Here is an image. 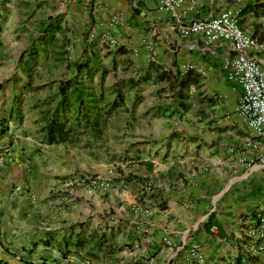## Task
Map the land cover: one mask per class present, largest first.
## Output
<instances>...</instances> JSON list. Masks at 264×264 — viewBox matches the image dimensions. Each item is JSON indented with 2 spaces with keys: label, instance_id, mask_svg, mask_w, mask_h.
<instances>
[{
  "label": "crops",
  "instance_id": "1",
  "mask_svg": "<svg viewBox=\"0 0 264 264\" xmlns=\"http://www.w3.org/2000/svg\"><path fill=\"white\" fill-rule=\"evenodd\" d=\"M158 1L0 0V85L4 69L29 67L18 58L50 23L57 40L81 39L75 46L86 54L97 53L102 38L115 39L141 78L154 69L178 83L192 67L186 110L167 83L143 82L153 90L144 99L150 108L140 112L139 139L129 143L131 156L106 193L58 195L51 179L21 167L19 154L7 157L8 144L31 140L18 138L20 125L3 122L0 88V264H264L259 239L249 234L264 217V165L250 164L264 144L237 114L242 90L228 79L232 55L223 45L206 47L200 35L181 34L195 19L233 9L240 28L261 41L264 0H187L177 18L159 11ZM85 32L93 39L87 48ZM257 57L264 69V52ZM23 182L36 201L12 191Z\"/></svg>",
  "mask_w": 264,
  "mask_h": 264
},
{
  "label": "rangeland",
  "instance_id": "2",
  "mask_svg": "<svg viewBox=\"0 0 264 264\" xmlns=\"http://www.w3.org/2000/svg\"><path fill=\"white\" fill-rule=\"evenodd\" d=\"M85 34L83 44L87 48V44L92 38L91 33H83V35ZM58 40H61L60 37H58ZM78 40L81 39L69 38L63 55H56L55 53L58 50V42L48 47L46 56H41L38 59L37 66L30 76H27L26 68L22 66L12 71L4 69L3 80L0 85L5 96V107L1 110L4 116L3 122L10 121L7 113L12 107L14 99L21 100L20 105L24 120L19 129L24 138H21L22 136L19 134L18 138L23 141H28L27 138L31 140L29 146L20 142L12 148L8 144V151L4 149L7 157L9 152L13 157L15 154H19L21 167L25 168L27 164L29 172L32 174L36 176L43 175L45 179H51L52 185L50 188L58 195L69 194L70 191L75 189L100 193H106L113 189L115 170L119 173L126 158L131 156L129 143L134 138H138L135 135H139L143 127L139 116L140 112L143 109L150 108L149 103L144 99L153 92L147 83L135 89H124V107L111 113L106 120V124L99 128V132L88 129L85 132L79 131L75 134L76 137L73 138L72 142L67 144L55 146L43 144L39 134L42 127L40 119L45 112L53 109L56 104L58 99L56 94L57 83L72 77L75 73L76 62L85 59L86 52L77 51L76 49L75 44ZM110 40L115 39L102 38L100 42L102 48L97 51L103 67L108 70V74L101 83L100 73H98L92 83L94 94L96 96L101 95L103 99L102 104H100L102 113L105 104L115 98L116 90H114V87L117 83L129 79L138 80L143 75L142 70L132 67L130 60L127 58H123L121 55L114 56L113 52L116 50L117 45L110 46ZM24 57L27 58L25 52L20 54L18 60H22ZM57 57H60L61 60L57 61ZM155 88L159 90L160 86L157 85ZM160 98L161 95L159 100ZM139 99H142V103ZM135 102L138 103L133 106ZM158 103L161 105L162 101H158ZM15 125L16 123L12 121L11 126L15 127ZM99 164H103L105 167L98 166ZM102 168H105V174L90 172ZM80 175L93 176L99 182L94 187L83 186L76 182L70 184L71 180L73 181ZM107 184L109 186L105 187ZM30 190V185L25 182L12 188L15 194L21 196L31 193ZM29 196L31 195L29 194ZM33 200L36 201V198L34 197Z\"/></svg>",
  "mask_w": 264,
  "mask_h": 264
},
{
  "label": "trees",
  "instance_id": "3",
  "mask_svg": "<svg viewBox=\"0 0 264 264\" xmlns=\"http://www.w3.org/2000/svg\"><path fill=\"white\" fill-rule=\"evenodd\" d=\"M56 32L57 28L51 23L46 25L40 32L39 37L26 50L27 62L29 63V67L25 69L27 76H30L31 72L36 68L38 59L41 56H46L47 48L58 42L55 36ZM260 40L264 41V35ZM67 43V39L63 37L60 40L58 50L55 52L56 55L65 54L64 50L67 47ZM123 53V48H116L113 52L114 56L122 55ZM56 60L59 61L61 58L57 57ZM191 71L192 69L187 70L178 83H175V81L177 82L176 77L171 73L154 69L148 70L144 77L138 80L120 81L114 87V90H116L115 98L105 104L102 113L100 104H102L103 99L101 95L96 96L94 94L92 83L98 73H100L102 83L108 74V70L103 67L97 53L86 54L83 61L76 62L74 75L57 83L56 94L58 99L56 104L53 109L45 112L40 119L42 123V127L39 130L41 142L47 146L63 145L72 142L73 138L76 137L75 134L79 131L85 132L88 129H92L93 132H97L101 126L106 124V120L111 113L124 107L125 96L123 90L138 88L145 80H149L152 77L158 83H167L169 91L173 93V96H176L180 109L186 110L188 106L186 105L187 96L185 92L189 84L188 77ZM20 102L21 100L15 98L9 110V120L17 125H21L24 119ZM137 103L135 102L133 106H136ZM168 108L165 107L164 110ZM7 129L6 125L1 130V133L5 134ZM210 225L211 220L209 219L206 227ZM80 244L81 242L76 243V250L80 248Z\"/></svg>",
  "mask_w": 264,
  "mask_h": 264
},
{
  "label": "built area",
  "instance_id": "4",
  "mask_svg": "<svg viewBox=\"0 0 264 264\" xmlns=\"http://www.w3.org/2000/svg\"><path fill=\"white\" fill-rule=\"evenodd\" d=\"M187 0H159L158 10L177 18L179 11ZM201 3L203 0H191ZM239 11L225 9L209 18H198L188 25L181 27L183 36L200 35L206 47L223 45L231 53L229 59L228 79L241 87L236 111L252 133L264 144V69L258 60L257 54L264 52V42L243 31L238 24ZM106 44V43H105ZM110 46L117 45L115 40L109 41ZM192 67H185V71ZM200 72V71H198ZM251 166L264 165V152L256 159L250 161ZM94 187L97 178L90 175H80L71 180V183ZM107 184L105 187H108ZM256 228L249 234L259 239L256 253L264 254V217L260 216ZM216 231V227L212 228ZM191 253L199 263L203 257L199 254V246L193 245Z\"/></svg>",
  "mask_w": 264,
  "mask_h": 264
}]
</instances>
